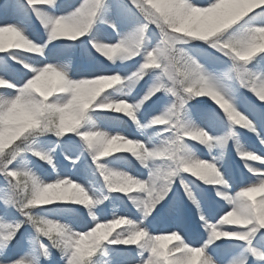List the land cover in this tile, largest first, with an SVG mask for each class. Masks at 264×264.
<instances>
[{
  "label": "snow or ice",
  "instance_id": "1",
  "mask_svg": "<svg viewBox=\"0 0 264 264\" xmlns=\"http://www.w3.org/2000/svg\"><path fill=\"white\" fill-rule=\"evenodd\" d=\"M0 264H264V0H0Z\"/></svg>",
  "mask_w": 264,
  "mask_h": 264
},
{
  "label": "rangeland",
  "instance_id": "2",
  "mask_svg": "<svg viewBox=\"0 0 264 264\" xmlns=\"http://www.w3.org/2000/svg\"><path fill=\"white\" fill-rule=\"evenodd\" d=\"M68 2L69 3H71V2H73V0H68ZM211 103V102H210ZM130 131H132L131 129H129ZM137 165V166H136ZM135 165V167L133 166L132 168H130L129 169V172H130V174H137L138 173V171H139V166H138V164H136ZM233 165H234V167H236V163H235V160H233ZM237 168V167H236ZM135 170V171H133V170Z\"/></svg>",
  "mask_w": 264,
  "mask_h": 264
},
{
  "label": "bare ground",
  "instance_id": "3",
  "mask_svg": "<svg viewBox=\"0 0 264 264\" xmlns=\"http://www.w3.org/2000/svg\"><path fill=\"white\" fill-rule=\"evenodd\" d=\"M258 143V142H257Z\"/></svg>",
  "mask_w": 264,
  "mask_h": 264
}]
</instances>
